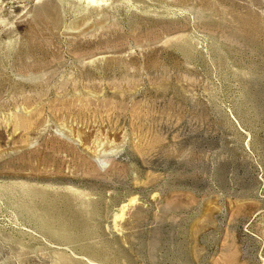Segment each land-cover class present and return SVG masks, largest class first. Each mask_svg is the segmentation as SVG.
Returning <instances> with one entry per match:
<instances>
[{
    "label": "rangeland",
    "instance_id": "obj_1",
    "mask_svg": "<svg viewBox=\"0 0 264 264\" xmlns=\"http://www.w3.org/2000/svg\"><path fill=\"white\" fill-rule=\"evenodd\" d=\"M0 264H264V0H0Z\"/></svg>",
    "mask_w": 264,
    "mask_h": 264
},
{
    "label": "bare ground",
    "instance_id": "obj_2",
    "mask_svg": "<svg viewBox=\"0 0 264 264\" xmlns=\"http://www.w3.org/2000/svg\"><path fill=\"white\" fill-rule=\"evenodd\" d=\"M94 1V0H93Z\"/></svg>",
    "mask_w": 264,
    "mask_h": 264
}]
</instances>
